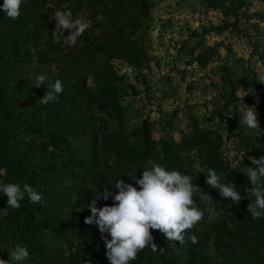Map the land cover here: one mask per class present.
<instances>
[{
  "label": "trees",
  "instance_id": "1",
  "mask_svg": "<svg viewBox=\"0 0 264 264\" xmlns=\"http://www.w3.org/2000/svg\"><path fill=\"white\" fill-rule=\"evenodd\" d=\"M203 1L213 6L216 0ZM235 1L228 0L224 11ZM3 3L0 0V186L15 183L23 190L28 184L42 200L32 203L25 195L14 209L0 193V259L14 262L10 253L19 245L28 248L30 264H110L98 226L84 222L91 215L88 206L105 186L114 196L119 178L139 190L129 176L140 178L143 170L157 164L191 176L200 187L194 199L204 217L187 230L183 245L151 230L164 253L146 247L129 264H264V217L253 220L247 212L255 197L234 204L206 184L205 174L209 169L222 173V183L246 196L244 189L251 184L244 171L255 167L249 157L264 156V96L258 85L253 83L251 93L260 129L244 124L245 131L235 134L242 168L231 167L220 150L233 136L234 122L243 119L235 109L225 130L193 129L177 141L154 140L146 120L125 133L118 78L109 60L134 66L143 61L145 50L136 33L149 0H23L16 19L7 17ZM48 3L66 4L72 14H98L101 20L93 19L74 46L66 41L59 47L47 27ZM221 70L220 79L230 88L235 74L226 66ZM41 75L45 83L33 87ZM56 80L62 82L63 92L48 104L40 103ZM224 102L213 112L217 118L230 104ZM19 143L23 149H18ZM202 193L210 199L201 202ZM105 204L112 205L113 197L97 201L98 207Z\"/></svg>",
  "mask_w": 264,
  "mask_h": 264
},
{
  "label": "rangeland",
  "instance_id": "2",
  "mask_svg": "<svg viewBox=\"0 0 264 264\" xmlns=\"http://www.w3.org/2000/svg\"><path fill=\"white\" fill-rule=\"evenodd\" d=\"M149 5L136 33L145 50L143 61L134 66L109 60L118 78L123 132L146 120L154 140L177 141L193 129L225 130L233 109L242 115L247 106L256 107L254 82L264 96V0H236L229 12L224 11L228 0H216L213 6L203 0H149ZM49 7L47 27L59 47L68 41L70 30H56L57 11L70 14L72 20H101L98 14H72L66 4L48 3ZM223 66L235 74L230 88L220 79ZM224 99L230 104L217 118L213 112L227 104ZM245 129L242 118L234 122L233 136L220 149L234 168L243 166L235 134ZM18 149H23L21 143Z\"/></svg>",
  "mask_w": 264,
  "mask_h": 264
},
{
  "label": "clouds",
  "instance_id": "3",
  "mask_svg": "<svg viewBox=\"0 0 264 264\" xmlns=\"http://www.w3.org/2000/svg\"><path fill=\"white\" fill-rule=\"evenodd\" d=\"M22 2L23 0H4L2 10L7 17L16 19L20 16ZM54 20L56 30H70V35L67 37L70 46H74L77 38L91 26L90 22L83 19L72 20L70 14L61 11L56 12ZM45 80V76H38L33 87H40ZM261 80L264 81V77H261ZM63 90L62 82L56 80L55 83L47 86V92L40 99V103L48 104L56 100ZM231 116L233 114H228L226 119ZM243 122L249 129H260L256 107H246ZM249 159L255 167H247L244 171L251 184V187L244 189L246 193L244 197L234 186L221 182L222 173L218 175L213 169L205 173L199 165H196V168L206 174V184L210 188L217 189L222 198H228L234 204L239 205L242 199L251 201V198L255 197L254 203H249L247 207L248 214L255 220L264 217V183H262L264 156L249 157ZM129 177L139 185V190L132 183H126L119 178L113 185L118 190L114 196L107 186L102 192H97L88 206L91 215L84 221L85 224L98 226L110 264H129V261L137 259L138 253L146 247H150L153 253L163 254L165 248H157L151 230H159L167 241H179V244L183 245L187 230L192 229L204 217L203 211L196 206L194 199V194L200 190V187L193 184L188 174L177 170L168 171L154 164L151 170H143L142 177L137 178L135 175ZM0 193L7 196V207L14 209L20 208V201L25 195L32 203L42 200V194L28 184H24L23 190L18 184H5L0 186ZM109 197H113L112 205L97 206L98 200L107 201ZM209 199L208 193L201 194V202ZM4 214L7 215V212ZM105 233L111 239H108ZM190 239L193 244L198 242L195 235ZM28 257L29 251L26 246L17 245L10 253V258L17 262L24 261ZM0 264H8V261L0 259Z\"/></svg>",
  "mask_w": 264,
  "mask_h": 264
}]
</instances>
